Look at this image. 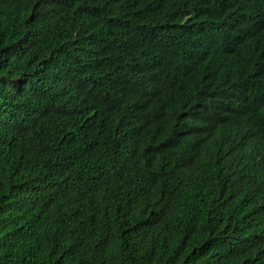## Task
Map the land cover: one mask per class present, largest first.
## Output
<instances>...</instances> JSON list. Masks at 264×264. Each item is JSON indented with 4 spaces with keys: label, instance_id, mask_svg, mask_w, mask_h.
Here are the masks:
<instances>
[{
    "label": "trees",
    "instance_id": "16d2710c",
    "mask_svg": "<svg viewBox=\"0 0 264 264\" xmlns=\"http://www.w3.org/2000/svg\"><path fill=\"white\" fill-rule=\"evenodd\" d=\"M263 7L0 0V264H264Z\"/></svg>",
    "mask_w": 264,
    "mask_h": 264
},
{
    "label": "clouds",
    "instance_id": "9594fccd",
    "mask_svg": "<svg viewBox=\"0 0 264 264\" xmlns=\"http://www.w3.org/2000/svg\"><path fill=\"white\" fill-rule=\"evenodd\" d=\"M249 15L253 19L254 30L252 33L240 36L239 42L235 45L227 44L226 46L215 48L214 50L218 54V59L215 61L209 56L204 55L205 64H212L229 58L236 51L235 49L242 45V48L251 49L252 51V57L246 67L250 69H264V7L256 12H249ZM226 75L212 76V80L217 78L230 80V75ZM206 79H208L207 76ZM221 126L233 139V147L240 151L259 149L258 144L264 139L260 120L258 117L253 118L251 113L245 112L244 119L220 121L218 127Z\"/></svg>",
    "mask_w": 264,
    "mask_h": 264
},
{
    "label": "bare ground",
    "instance_id": "6f19581e",
    "mask_svg": "<svg viewBox=\"0 0 264 264\" xmlns=\"http://www.w3.org/2000/svg\"><path fill=\"white\" fill-rule=\"evenodd\" d=\"M232 60V59H231Z\"/></svg>",
    "mask_w": 264,
    "mask_h": 264
}]
</instances>
